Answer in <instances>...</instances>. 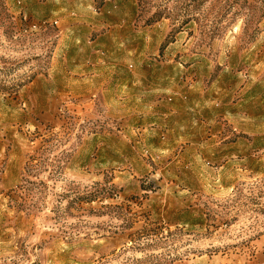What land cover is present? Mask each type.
Wrapping results in <instances>:
<instances>
[{
  "label": "rangeland",
  "instance_id": "obj_1",
  "mask_svg": "<svg viewBox=\"0 0 264 264\" xmlns=\"http://www.w3.org/2000/svg\"><path fill=\"white\" fill-rule=\"evenodd\" d=\"M0 264H264V0H0Z\"/></svg>",
  "mask_w": 264,
  "mask_h": 264
}]
</instances>
